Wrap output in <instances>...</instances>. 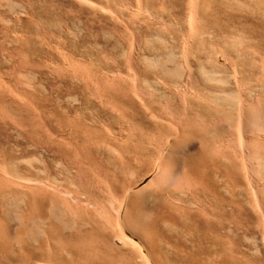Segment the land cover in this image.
I'll return each instance as SVG.
<instances>
[{"label": "bare ground", "instance_id": "obj_1", "mask_svg": "<svg viewBox=\"0 0 264 264\" xmlns=\"http://www.w3.org/2000/svg\"><path fill=\"white\" fill-rule=\"evenodd\" d=\"M0 264H264V0H0Z\"/></svg>", "mask_w": 264, "mask_h": 264}, {"label": "rangeland", "instance_id": "obj_2", "mask_svg": "<svg viewBox=\"0 0 264 264\" xmlns=\"http://www.w3.org/2000/svg\"><path fill=\"white\" fill-rule=\"evenodd\" d=\"M69 27H70V29L72 30V33L73 34H79V36L81 37L82 36V38H80V39H83L84 40V38H85V36H86V34H88V33H85V32H82V27L81 26H78V25H75V26H73V24H70L69 25ZM78 29V30H77ZM81 29V30H80ZM37 78H35V80H36V82H40L41 81V83H42V85H43V88H44V90H45V92L47 93V94H49L50 92H51V90H50V83L53 81V79L51 78L52 76L51 75H48V76H41V75H39V76H36ZM41 77H43V79L41 78ZM48 90V91H47ZM50 90V91H49ZM53 91V90H52ZM54 94H53V97L54 98H56V99H59V100H57L56 101V103H58V104H61V103H63L64 101H65V99L66 98H63L62 99V97H63V93H64V91H63V88L60 86V88L58 87V90H54V92H53ZM63 94V95H62ZM55 99V100H56ZM83 113H86L85 111H83ZM96 114V113H95ZM39 159V158H38ZM40 160V159H39ZM40 163V165H38ZM38 167L40 168V170H41V174L43 175H46V166H45V164L43 163V162H41V161H39L38 162ZM43 172H45V173H43Z\"/></svg>", "mask_w": 264, "mask_h": 264}]
</instances>
